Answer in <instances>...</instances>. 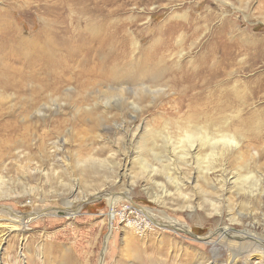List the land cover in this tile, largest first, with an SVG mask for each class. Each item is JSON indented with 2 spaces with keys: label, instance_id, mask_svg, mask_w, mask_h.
Masks as SVG:
<instances>
[{
  "label": "rangeland",
  "instance_id": "obj_1",
  "mask_svg": "<svg viewBox=\"0 0 264 264\" xmlns=\"http://www.w3.org/2000/svg\"><path fill=\"white\" fill-rule=\"evenodd\" d=\"M0 18L29 42L48 28L85 47L0 87V264H264V142L208 159L186 155L182 133L204 56L233 69L236 93L261 89L242 116L264 108V0H0ZM106 33L132 38L123 61L79 64Z\"/></svg>",
  "mask_w": 264,
  "mask_h": 264
},
{
  "label": "bare ground",
  "instance_id": "obj_2",
  "mask_svg": "<svg viewBox=\"0 0 264 264\" xmlns=\"http://www.w3.org/2000/svg\"><path fill=\"white\" fill-rule=\"evenodd\" d=\"M5 19L0 18V87L13 86V88L20 91L21 88H24L23 84H27V80L48 74L49 69L59 67L63 65L62 63L70 61L73 55L81 54L80 51L85 48L79 46L80 51L73 50V35H69V37L64 35L65 44H60L57 42L56 35H47L48 28H43L40 34L34 36L35 38L29 42L21 35L22 33H20L19 29L14 31L12 25L9 26L10 23L7 21L8 19ZM172 37L173 35H169V39L167 40H171ZM88 39L89 41L91 39L92 44L89 47L90 51L80 55L83 59L79 61V64L85 65V63H88L89 55L93 54L94 66L96 67L98 64V68L104 71L106 66L104 62V58L106 59L105 56H108L107 54H112L115 59L119 57L121 61V58H123L124 55L126 56L125 47L130 44L129 42L132 38H125L124 36L121 38L119 35H107L106 33L104 35H88ZM154 43H152V46ZM57 44L59 46H56ZM121 46L125 51L121 50L119 53L118 51ZM132 46H136L135 42L132 43ZM128 48H130V46H128ZM121 53H123V55ZM78 57L79 56H76L74 60L77 61ZM215 57L214 54L212 56L202 57L201 67L193 68L188 71L185 80V97L189 115L184 123L185 127L182 133L183 142L188 146L184 147L187 148L186 155H189L190 151H195L197 153L207 148L210 151V154L207 156L208 159L215 156L217 159L222 160L225 153L239 149L243 140L248 141V143L264 142V108H261L262 110L257 109L255 112L246 113L244 116L241 115L243 110L247 108L252 101L254 102L257 98L258 91L261 89H257L254 94L252 93L250 96L246 97V95H244L245 91L243 94H239L231 89V87L229 88L223 85L232 78L233 69L231 70L228 67V70L216 67L215 64H213L216 61ZM109 63L112 68L109 71H105L104 74H107L105 75L107 76L105 79H107V82L113 81L114 83H119L121 80V73H119L117 61L111 60L110 58ZM157 64L159 63L150 64V68L144 72L145 75H142V78L150 76L149 78L147 77V79L152 83H156L161 77L160 75L165 73L162 71L163 67H157ZM83 72L88 75L90 74L88 69ZM124 73L127 74L130 72L123 70L122 74ZM237 74L238 73H236V75ZM221 77L223 78L221 79ZM258 88H261V86ZM14 90L15 89H13V91ZM139 92L142 94V91ZM261 130L263 132H261ZM218 148L221 149V154L215 155V150ZM101 197L102 196H99V198ZM99 198L96 197V200ZM108 202L112 209L116 201L110 198ZM70 208L71 207H68V209ZM170 225L171 227L181 228L176 222H170ZM181 230L185 229L182 228ZM229 233L231 234V232ZM223 234L225 237H229L230 240L232 239L231 237L234 236L228 233ZM234 242L236 243V241H230V244L232 245ZM231 245L228 251H230V258L234 259L237 254L232 250Z\"/></svg>",
  "mask_w": 264,
  "mask_h": 264
}]
</instances>
